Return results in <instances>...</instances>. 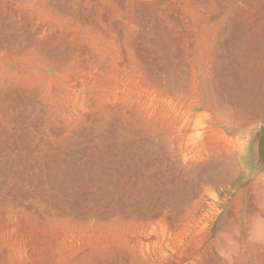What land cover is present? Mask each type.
Segmentation results:
<instances>
[{
    "label": "rangeland",
    "instance_id": "obj_1",
    "mask_svg": "<svg viewBox=\"0 0 264 264\" xmlns=\"http://www.w3.org/2000/svg\"><path fill=\"white\" fill-rule=\"evenodd\" d=\"M262 128L264 0H0V264H264Z\"/></svg>",
    "mask_w": 264,
    "mask_h": 264
},
{
    "label": "water",
    "instance_id": "obj_2",
    "mask_svg": "<svg viewBox=\"0 0 264 264\" xmlns=\"http://www.w3.org/2000/svg\"><path fill=\"white\" fill-rule=\"evenodd\" d=\"M263 131H264V130H263V128H262V134H263ZM263 135H264V134H263ZM263 135H262V136H263ZM261 142H262V144L264 145V136L262 137Z\"/></svg>",
    "mask_w": 264,
    "mask_h": 264
},
{
    "label": "bare ground",
    "instance_id": "obj_3",
    "mask_svg": "<svg viewBox=\"0 0 264 264\" xmlns=\"http://www.w3.org/2000/svg\"><path fill=\"white\" fill-rule=\"evenodd\" d=\"M218 161V160H217ZM214 165V164H213ZM203 169V168H202ZM212 171V170H211Z\"/></svg>",
    "mask_w": 264,
    "mask_h": 264
}]
</instances>
